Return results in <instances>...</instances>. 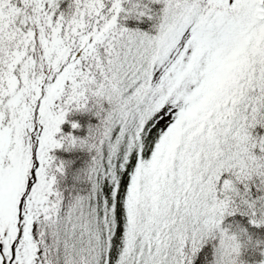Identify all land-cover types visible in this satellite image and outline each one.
Listing matches in <instances>:
<instances>
[{"label":"snow or ice","instance_id":"obj_1","mask_svg":"<svg viewBox=\"0 0 264 264\" xmlns=\"http://www.w3.org/2000/svg\"><path fill=\"white\" fill-rule=\"evenodd\" d=\"M0 264H264V0H0Z\"/></svg>","mask_w":264,"mask_h":264}]
</instances>
